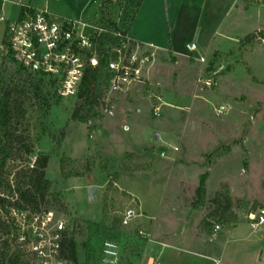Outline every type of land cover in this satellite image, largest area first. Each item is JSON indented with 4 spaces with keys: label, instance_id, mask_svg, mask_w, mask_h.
<instances>
[{
    "label": "rangeland",
    "instance_id": "obj_1",
    "mask_svg": "<svg viewBox=\"0 0 264 264\" xmlns=\"http://www.w3.org/2000/svg\"><path fill=\"white\" fill-rule=\"evenodd\" d=\"M42 1L48 2L54 17L83 19L88 26L104 25V11L125 32L140 0ZM262 6L260 18L264 24V2ZM255 9L250 13L252 20H256ZM183 42L186 44L185 39ZM245 45L229 59L211 58L203 69L174 65L172 59L149 65L145 86L113 100L114 117L102 109L97 120L73 122L77 98L49 97L47 105L36 102L29 107L27 131L36 155H50L47 178L66 209L55 205L51 212L55 221L66 222L74 234L78 264H88L86 222L109 226L103 215L106 197L110 218L120 217L128 207L143 215L123 229L121 264H147L150 257L160 258L159 241L166 242L178 234L183 219L192 223L189 230L199 224V234H204L207 241H213L211 233L216 224L221 232L229 229L231 226L211 216L225 185L230 188L237 220L264 209V46L257 40L247 48ZM201 74L214 79V87L200 91L197 81ZM157 106H161L159 118L153 113ZM221 106L229 108L228 114L217 115L216 109ZM62 131L66 136L57 155L56 142ZM156 131L166 142L180 147L175 160L159 158L160 145L152 140ZM62 156L75 161L67 173L77 172L82 177L62 178ZM203 177L207 192L201 202L196 192ZM112 179L116 182L106 194ZM119 182L125 191L120 190ZM91 187L99 190L93 202L88 197ZM242 225L245 232L252 230L246 220ZM139 231L145 234L141 238L137 237ZM105 236L93 239L90 264H97ZM224 244V240L215 242ZM199 250L177 246L174 252L180 255V261L175 264H213L193 255ZM243 264L257 263L245 254Z\"/></svg>",
    "mask_w": 264,
    "mask_h": 264
},
{
    "label": "built area",
    "instance_id": "obj_2",
    "mask_svg": "<svg viewBox=\"0 0 264 264\" xmlns=\"http://www.w3.org/2000/svg\"><path fill=\"white\" fill-rule=\"evenodd\" d=\"M1 21L5 22L6 28L0 45V66L3 59H9L24 73L49 83L53 95L58 99L78 98L86 74L100 64L97 41L101 35L109 33L105 26H88L80 20H62L47 11L28 8L22 9L19 18L14 21ZM260 33L257 41L264 46V31ZM116 36L121 43L118 49L112 48L109 53L108 65L113 77L103 108L109 117L115 116L113 100L117 101L121 95L127 97L146 85L147 69L152 60L138 44H131L129 37L122 34ZM187 50L195 52L197 46H187ZM201 62L205 63L206 60L201 59ZM174 65H178V61H174ZM214 83V79H205L204 74L197 81L200 91L211 89ZM228 112L226 106L216 109L218 116ZM153 113L159 118L161 106L155 107ZM152 140L160 145L157 152L163 160H175L180 153V147L166 142L160 132L156 131ZM7 213L0 220L7 230V233L0 230V264H18V255L22 264H71L61 255L66 222L55 221L52 212L32 216L12 208ZM119 218L122 228L128 229L143 215L136 208L128 207ZM246 221L254 231L264 229V209L249 212ZM220 232L221 226L216 224L211 239H217ZM139 235L145 234L139 231ZM121 259V244L104 240L98 264H121ZM147 264L162 262L159 256L150 257Z\"/></svg>",
    "mask_w": 264,
    "mask_h": 264
},
{
    "label": "trees",
    "instance_id": "obj_3",
    "mask_svg": "<svg viewBox=\"0 0 264 264\" xmlns=\"http://www.w3.org/2000/svg\"><path fill=\"white\" fill-rule=\"evenodd\" d=\"M142 1H139L135 15ZM102 18L109 33L101 35L97 41L100 64L86 74L77 98V105L71 117L73 122L81 124H88L97 120L104 108L109 83L113 77L108 65L109 53L112 48L118 49L121 43L116 35L122 34V36L130 38V27L123 32L119 25L104 11H102ZM259 36H261L260 32L249 35L244 39V42H254ZM130 43L136 44L133 41ZM49 97L57 98L56 95H53L49 83L33 78L18 69L11 60L3 59L0 66V220L6 217L8 210L12 208L20 212H27L32 216L49 213L52 206L55 205L66 211L61 196L53 191V182L47 178L51 157L44 154L36 155L26 127L29 107L35 105L36 102L47 105ZM65 136L66 132L62 131L60 139L56 142L57 153L55 154L57 155L62 148ZM32 158H35V160L30 165L29 161ZM60 163L61 175L64 180L82 177L77 172L67 173L66 169L75 164V161H72L69 157L62 156ZM113 180L109 182L106 194L112 189L116 178ZM223 191L224 193L219 194L215 200V210L211 216L216 219V222L231 226L237 222L234 202L230 188L225 185ZM206 192V178L203 177L196 192L201 202L205 199ZM107 202L108 198L106 197L103 215L109 224L107 228L101 224L86 222L88 227V264L91 263V243L95 237L106 235L105 240H113L120 244L122 242L121 219L119 217H109ZM206 225L209 226V223L206 222ZM200 229L202 228L200 227ZM0 230L7 233L1 221ZM137 234V237L141 238L139 233ZM61 255L71 264H78L74 234L69 229L65 232ZM17 260L18 264H22L20 255H18ZM98 262L99 259L97 264Z\"/></svg>",
    "mask_w": 264,
    "mask_h": 264
},
{
    "label": "crops",
    "instance_id": "obj_4",
    "mask_svg": "<svg viewBox=\"0 0 264 264\" xmlns=\"http://www.w3.org/2000/svg\"><path fill=\"white\" fill-rule=\"evenodd\" d=\"M263 2L264 0H143L130 26V39L151 56V64L172 59L190 70L201 69L205 66L201 59H205L206 63L211 58L219 61L229 59L242 44H246L245 48L250 46V43L244 42L246 37L264 31L260 18ZM49 7L48 2L42 0H0V45L6 28L1 19L6 22L14 21L24 8L50 12ZM253 8L257 10L256 20L250 18ZM99 11L101 13V5ZM82 21L84 22L83 19ZM190 45H196L197 50L188 51L187 46ZM118 186L125 191L120 182ZM183 220L185 222L178 234H173L166 242L159 241L162 264L180 261V255L174 252L180 245L202 249L192 252L193 255L213 264H243L245 254L255 263L264 264V229L254 231L246 227L248 229L245 232L242 224L246 219L240 218L213 241H207L204 234H199V224L192 225L189 230L190 220ZM223 240L224 245H215V242L221 243ZM233 244L236 245L233 247ZM203 250L205 253L208 251L207 254L201 252Z\"/></svg>",
    "mask_w": 264,
    "mask_h": 264
},
{
    "label": "water",
    "instance_id": "obj_5",
    "mask_svg": "<svg viewBox=\"0 0 264 264\" xmlns=\"http://www.w3.org/2000/svg\"><path fill=\"white\" fill-rule=\"evenodd\" d=\"M98 193H99V190L97 187L89 188V190H88L89 201L90 202L96 201L98 198Z\"/></svg>",
    "mask_w": 264,
    "mask_h": 264
}]
</instances>
